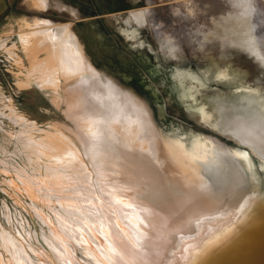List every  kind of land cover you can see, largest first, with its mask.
Listing matches in <instances>:
<instances>
[{"label":"bare ground","instance_id":"obj_1","mask_svg":"<svg viewBox=\"0 0 264 264\" xmlns=\"http://www.w3.org/2000/svg\"><path fill=\"white\" fill-rule=\"evenodd\" d=\"M32 3L40 9L46 5L45 0ZM226 3L229 9L222 22L203 33L202 42L211 40L210 49L197 48L204 51L203 56L219 53L222 65L217 67V76L220 79L231 77L229 60L235 51L236 55L246 54L255 61L260 66V78L264 80V56L253 37L247 0H226ZM128 14L135 26L147 23V14L140 8L129 10ZM137 32L133 27L128 33L134 37ZM17 40L27 52L26 59L30 60V68L25 72L28 76L37 73L39 86L54 88L60 79L75 78L94 94L98 114H95L97 126L93 129L104 144L95 157L96 162H103L99 167L104 168L98 176L103 185L99 187L124 207L114 210L99 197L90 179L92 170L88 169V163L82 162L76 143L63 131L41 129L43 132L37 138L25 137L22 141H26L27 147L51 152L55 165L50 169L53 174L49 173L55 180L70 179L71 183L78 184L75 194L85 210L68 212L70 218L62 219V226L56 227L62 228L66 238L84 244L92 241L95 247L88 251L94 256L95 264H264V201L260 191L264 184V88L256 84L259 80L254 77L251 82L239 80L227 94L220 90L202 94L195 108L198 122L206 129L228 135L237 145L224 148L218 141L211 140L208 149L199 146L194 154L174 137L170 148L165 145L148 105L131 90L99 72L85 57L69 22L41 17L23 20ZM136 44L142 46L143 42L138 40ZM160 47L166 49L174 62H181L179 50L170 40L160 41ZM36 51L45 54L35 57ZM149 52L159 56L151 49ZM174 76L190 79L188 91L193 96L197 91L195 83L200 81L194 71L189 67L176 69ZM13 112L10 113L15 115H12L13 121L21 126V135L35 127L30 120L27 122L24 116ZM157 114L163 117L162 104ZM169 149L178 153L179 161H174ZM251 155L259 159V173L251 168ZM80 164L84 170H80ZM62 235L55 234L54 239L45 236L51 254L60 264H83L75 259ZM16 238L0 227V264H49L39 257L42 253L31 250L29 245L28 250L26 243L19 240L21 237ZM104 238L107 242H102ZM4 252L8 257H4ZM65 253L69 259H65Z\"/></svg>","mask_w":264,"mask_h":264},{"label":"rangeland","instance_id":"obj_2","mask_svg":"<svg viewBox=\"0 0 264 264\" xmlns=\"http://www.w3.org/2000/svg\"><path fill=\"white\" fill-rule=\"evenodd\" d=\"M47 1L49 3V0ZM50 4L51 6L46 9H40L35 7L31 0H23L22 3H17L16 7L18 13L21 12L20 14L29 20H33L35 17L47 18L55 22L79 19L74 22L71 29L77 35L85 57L100 73L111 77L119 85L131 90L148 105L153 122L166 146L170 148L174 141L173 137L179 139L185 148L194 154L198 152L199 146L208 149L211 140L218 141L217 143L224 148L237 145L228 135L204 128L198 122L195 110L203 93L220 90L223 94H227L239 80L251 82L254 77L259 80L256 84L264 88V80L260 78L258 71L260 66L258 67L255 61L246 54L238 56L235 51H232L233 56L229 60L231 77L228 79H220L217 76V67L222 65L218 52L203 56L204 51L211 47V40L202 42L203 33L213 30L215 24L222 22L224 14L229 9L226 0H50ZM66 4L81 8L83 13L86 8L85 10H89L92 16L81 15L78 17V13ZM247 5L251 11L253 37L264 56V0H254V2L247 0ZM138 8L147 14V23L144 26H135L128 14L129 10ZM212 23L213 25H211ZM22 26L23 22L19 23L15 27L16 29H11L0 35V41L4 39L3 43L5 45L7 43V47L0 45V227L2 226L15 238L21 237L19 240L26 243L28 250L31 248V250L39 251L40 254L44 253L41 254L42 257H39L45 258L44 260L49 264H60L51 254L52 250L45 240L46 235L49 239H54L55 234H63L62 238L67 240L75 259H79L83 264H95L94 256L88 251L95 247L92 241H89L87 245L84 244L85 242L79 243L70 240L68 237L66 238L62 228H56L62 226V219L70 218L68 212L85 210L82 204H79L77 194H75L78 192L75 191L78 184L71 183L73 180L70 179L63 180L64 182L61 179L55 180V176L51 175L52 171L50 170L54 167L52 165H55L51 152L44 148L38 151L33 150L30 145L27 147L24 140L27 136L37 138L43 132L41 129L53 130L56 128L60 132L63 131L65 136H69L76 143L82 162L88 163V169L92 170L89 172L90 179L99 197H102L108 205H111L110 207L118 211L124 207L115 203L107 193L105 194L101 189V180H98V176L104 170L99 167L103 162L98 163L95 160L97 159L95 158L96 154L104 146L94 130L97 126L95 114H98V105L95 103L94 94L85 84L77 82L75 78L60 79V82H57L58 86L54 87L55 91L53 86H39L38 84L41 82H39L37 73L28 76L25 71L30 68V60L26 59L27 52L22 50L17 40V31ZM133 27H136L138 31L134 37L128 33ZM138 40L143 42L142 46L136 44ZM159 40H170V43L178 48L182 59L180 63H176L173 58L168 57L166 49L160 47ZM13 44L15 46H12ZM200 46H202L203 52L197 48ZM149 49L157 52L159 56L152 55ZM44 54L43 51H36L34 56L41 58ZM187 66L200 79L199 82H194L197 85V91L193 96H190L188 91L190 79L187 76H174L176 69L188 68ZM22 85L23 87H21ZM32 98L41 103L45 101L43 108L47 110L28 106L27 101ZM160 104L163 106V117H159L157 114ZM13 111L16 115L24 116L27 122L31 121L32 127L35 126L28 130L32 135H28V132L23 135L19 133L22 129L20 130L21 126L18 125V122L13 121L12 115H15L10 113ZM28 124L30 125V123ZM16 133L18 136L15 135ZM22 139L24 140L22 141ZM169 151L172 152L170 154L174 161L180 160L178 153L171 149ZM254 157L251 155V168L259 173V159ZM28 159L32 162H27ZM48 161H52V164ZM47 164L51 167L47 166L46 168ZM82 164L79 165L80 170H84ZM77 165L75 168L79 170ZM28 169L34 170V173ZM44 169H49L47 170L48 174ZM39 178L40 181H38ZM46 179H50L51 182ZM28 182L29 184H27ZM49 188L52 191H48ZM260 191L264 201V184L260 186ZM71 197L73 198L71 199ZM60 207L64 208L63 211ZM51 230L52 232H50ZM102 242L107 241L104 238ZM105 244L107 245V243ZM31 255L34 257V254ZM64 255L65 259H69L66 253ZM4 257H8L5 252ZM61 260L64 262L63 258Z\"/></svg>","mask_w":264,"mask_h":264},{"label":"crops","instance_id":"obj_3","mask_svg":"<svg viewBox=\"0 0 264 264\" xmlns=\"http://www.w3.org/2000/svg\"><path fill=\"white\" fill-rule=\"evenodd\" d=\"M19 1V2H18ZM33 1V0H31ZM46 1V5L45 8L51 6L50 4V0L49 3L47 0ZM23 0H0V35L7 33L9 30H13L19 23L21 24L23 22V20H29V18L23 16L22 14H20L21 12L18 13L17 11V3H22ZM64 3V2H63ZM48 4V5H47ZM70 9H74L78 14L77 16H84V17H90L92 16V13L89 10H85L86 8H84V13L80 10L81 8H75L72 7L69 4H66ZM67 8V7H66ZM90 12V13H89ZM73 14V13H72ZM98 17V15H96ZM25 17V18H24ZM47 19V18H46ZM31 21V20H29ZM75 21H79V19H76L74 21L69 20V21H65V22H69L70 26L72 27L75 23ZM135 25V23H134ZM16 29V28H15ZM3 41H5L4 39H2V41H0V43L2 42V47H7V43L6 45L4 44L3 46ZM28 106L32 107H39L41 109H45L43 108V104L45 103H41L36 101L35 99L32 98V100L27 101ZM47 105V103H46ZM47 110V109H45Z\"/></svg>","mask_w":264,"mask_h":264},{"label":"snow or ice","instance_id":"obj_4","mask_svg":"<svg viewBox=\"0 0 264 264\" xmlns=\"http://www.w3.org/2000/svg\"><path fill=\"white\" fill-rule=\"evenodd\" d=\"M245 155H246V153H245ZM181 239H183V238L181 237Z\"/></svg>","mask_w":264,"mask_h":264}]
</instances>
